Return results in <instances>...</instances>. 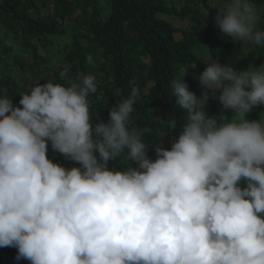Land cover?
<instances>
[{"label": "clouds", "instance_id": "9594fccd", "mask_svg": "<svg viewBox=\"0 0 264 264\" xmlns=\"http://www.w3.org/2000/svg\"><path fill=\"white\" fill-rule=\"evenodd\" d=\"M210 8L224 37L264 46L253 0ZM203 60L199 95L188 68L171 81L186 119L170 148L165 132L146 143L152 129L129 126L135 85L107 122L90 112L92 73L73 80L65 67L66 83L37 82L18 105L0 95V247L30 264H264V120L246 118L264 104V71ZM217 90L222 111L209 115ZM161 120L176 129L174 113ZM49 146L71 166L50 158Z\"/></svg>", "mask_w": 264, "mask_h": 264}, {"label": "trees", "instance_id": "16d2710c", "mask_svg": "<svg viewBox=\"0 0 264 264\" xmlns=\"http://www.w3.org/2000/svg\"><path fill=\"white\" fill-rule=\"evenodd\" d=\"M181 2L178 10L174 0H107L106 4L101 0H0V95L12 97L13 104L18 105L19 95L37 82L66 83L60 77L65 67L69 69L67 76L73 80L92 73L97 91L89 95L90 112H98L107 122L109 109L126 99L135 85L140 96L133 106L129 126L151 128L152 136L147 137L150 141L146 143L158 142L165 132L160 138L161 146L170 148L186 119V112L175 104L171 81L188 68L184 79L190 90L199 95L201 85L192 76L191 66L196 64L202 72L207 64L195 49L206 43L209 54L218 51L217 43L212 42L218 28L210 18L206 30L198 36L197 25L210 10V0ZM253 2L260 15L256 27L264 30V0ZM161 15L190 21L195 27L178 30ZM178 32L182 34L180 39L175 38ZM62 36L70 41L53 51L55 39ZM5 37L13 43L6 44ZM48 48L60 55L61 64L54 66L41 53ZM89 54L95 65L87 62ZM251 60L255 62L251 70L260 61L264 65V46ZM221 63L228 61L222 59ZM247 65L240 64L236 70H246ZM210 102L206 111L219 116L217 102L211 98ZM170 113L176 115L177 126L167 131V124L161 119H167ZM263 117L264 104H261L254 108L251 120ZM96 122L94 117L93 124ZM148 155L155 159L154 146L149 147ZM49 157L71 166L72 162L58 152ZM109 166L119 167V158L111 160ZM3 250L5 261L0 252V264H30L28 260L16 259L15 247H3Z\"/></svg>", "mask_w": 264, "mask_h": 264}, {"label": "rangeland", "instance_id": "374dc122", "mask_svg": "<svg viewBox=\"0 0 264 264\" xmlns=\"http://www.w3.org/2000/svg\"><path fill=\"white\" fill-rule=\"evenodd\" d=\"M181 1H183V0H174L175 6L178 8V10L181 9V7H182V3L183 2H181ZM101 2L103 4H106L107 0H101ZM218 2H220V0H210V6H211L212 3H218ZM217 12H218V9H215V8H210L209 11L205 12L202 22L197 25L199 27L198 28V36L199 37L206 30V25L208 23V18H210L213 21L214 26H216V24H215V16H216ZM207 13H208V16H207ZM160 17H162V18L168 20L169 22H171L173 24V26L175 28H177L178 30L188 29V28H190L192 26L195 27L194 23H191L190 21H187V20L182 21V20H180L179 18H177L175 16H163V15H161ZM258 19H260V15L259 14H258ZM175 38L176 39L182 38V34L179 33V32L176 33L175 34ZM212 40L211 41L213 43H217V45H218V51L215 50V52L212 53L213 59L218 60L220 63H221L222 59H226L228 62L230 60H232L233 61V66H234L235 69H236V66H239L240 64H245V63H248V65L245 67L246 69L249 67V65H250V68L252 69L255 62H254V60H251V59H253V58L255 59L258 56L259 51L263 47V46H255V47H251L250 48L249 46H247L245 44H240L239 42L235 43L231 39L224 37L220 33L219 29H218V34L215 35V38H212ZM4 41H5L6 44H12L13 43V41L11 39H8L6 37L4 38ZM69 41H70V38L67 37V36H62V37L56 38L55 39L56 46L53 47L54 49L52 48V50L55 51V48L62 47L65 44H67ZM207 45L208 44L205 43L204 47L199 45L195 49L197 55L199 57H201L202 59H205L206 57L211 55V54H209L206 51V47H208ZM52 50H51V48H48L47 51H42L41 50V53L43 55L48 56L50 61H51V63H54V66H58L59 64H61V57H60L59 54L53 52ZM48 51H50V52H48ZM204 62L207 64L206 61H204ZM261 65H262V62L261 61L258 62L257 67L254 68L253 71H260L261 69L258 68V67L261 66ZM199 73H201V71L196 66L192 67L191 74L196 80H198L197 79V75ZM210 98L217 102L219 110L222 111V106H221V103L219 101V90H217L214 95L209 97L206 106H208L211 103L210 102ZM254 108H253V110H254ZM253 110L250 113L247 114V117H246L247 119L251 120V113L253 112ZM223 111L225 112V114L227 115V117L229 119L232 117V115H234V112L231 109L223 110ZM263 119H264V117H263ZM56 153L57 152H54L51 149V147L49 146L48 156L56 155Z\"/></svg>", "mask_w": 264, "mask_h": 264}, {"label": "water", "instance_id": "95a60500", "mask_svg": "<svg viewBox=\"0 0 264 264\" xmlns=\"http://www.w3.org/2000/svg\"><path fill=\"white\" fill-rule=\"evenodd\" d=\"M0 252H1V256H2L3 262H4L5 261V254H4L3 247H0Z\"/></svg>", "mask_w": 264, "mask_h": 264}]
</instances>
